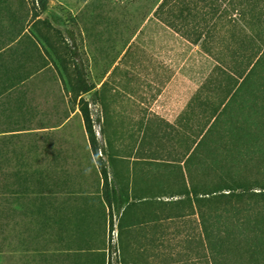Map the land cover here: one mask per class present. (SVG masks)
<instances>
[{"label": "rangeland", "instance_id": "rangeland-1", "mask_svg": "<svg viewBox=\"0 0 264 264\" xmlns=\"http://www.w3.org/2000/svg\"><path fill=\"white\" fill-rule=\"evenodd\" d=\"M161 1L47 0L39 12L35 0H0V44L18 40L26 48L16 53L29 54L35 108L23 116L22 132L0 137V264H214L215 214H206L203 228L193 202L179 200L187 182L184 153L203 134L228 83L218 79L209 90L214 96L183 116L215 62L182 35L208 21L216 39L227 37L231 4L188 0V7L172 6L176 32L156 16ZM74 65L92 88L80 96L72 89ZM80 99L88 104L109 179L114 173L127 178L130 167L137 173L130 197L146 202L131 201L125 218L108 204L110 189L102 188ZM217 155L209 144L192 161L199 181L214 180ZM16 172L41 185L22 195V207L10 190ZM56 220L67 223L65 234ZM250 220L258 232L249 230L246 238L249 244L258 240L255 264H264V216ZM222 251L225 264L252 263L226 246Z\"/></svg>", "mask_w": 264, "mask_h": 264}, {"label": "trees", "instance_id": "trees-1", "mask_svg": "<svg viewBox=\"0 0 264 264\" xmlns=\"http://www.w3.org/2000/svg\"><path fill=\"white\" fill-rule=\"evenodd\" d=\"M187 1L162 0L156 9V16L161 20L165 19L168 28L180 32L179 27L170 21L176 15L172 6L181 5V8H185L190 5V1ZM35 2L39 12L47 9V0ZM229 2L231 5L229 21L226 23L227 37L216 39V28L213 25L210 27L208 21L201 24L196 22L194 33L192 31L191 34L182 35L183 38H188L187 41L191 44L200 47L201 51L215 62L212 72L192 96L183 116H189L192 107L214 96L209 90L218 79L228 83V91L222 94L216 106L213 105L203 134L194 136L190 148L184 153L183 170L187 182L179 201L182 204L193 202L190 206L194 214H198L203 228L206 224V214H215L217 235L215 244L211 247L214 264H225L222 259V249L225 246L232 255L245 261L249 258L252 261L249 264H255L258 257V240L252 239V244H249L251 242L247 240L246 234L249 230L258 232L257 226L250 219L264 216V0ZM187 15L191 13L188 12ZM73 81L72 89L79 96L92 89L85 80L83 68L77 65H74ZM79 110L90 151L103 182L102 188L106 190L108 174L105 161L100 155V146L92 129L88 104L83 99L79 101ZM209 144L213 145L218 154L213 165L215 178L213 181L203 182L197 179V170L192 169V161L202 148ZM108 161H111V157H108ZM200 174L203 176L204 170L201 169ZM22 175L15 173L13 188H10L14 204L21 207L22 195L32 193L34 188L40 191L38 187L41 186L31 175ZM41 213L40 208L34 214ZM221 223L222 226L229 227L218 226ZM3 228L0 209V233ZM222 234L226 235V245Z\"/></svg>", "mask_w": 264, "mask_h": 264}, {"label": "crops", "instance_id": "crops-1", "mask_svg": "<svg viewBox=\"0 0 264 264\" xmlns=\"http://www.w3.org/2000/svg\"><path fill=\"white\" fill-rule=\"evenodd\" d=\"M21 49L24 51L26 48L22 47ZM21 49L18 40L10 42V44H0V137L7 136L10 133L22 132V130H18L17 128L18 126H24L23 124H25L26 121L23 120V116L26 115L27 111L31 112L35 110L32 104V90L28 87V83L32 77V72L27 71L26 64V58L29 54L23 53L17 57L16 52L21 51ZM20 57H23L22 60H24L22 64L18 61ZM2 142L3 138L1 139V143ZM107 162L109 163V167L113 168L114 160L111 158V161L107 160ZM107 174L108 189H110V199L108 202L118 213L122 211L121 215L123 218H125L129 212L127 210L128 207L131 206L132 208L134 206L131 205V201H135L139 204H144V202H146L141 201L145 200L142 198L130 197L128 186L130 183L133 184L135 179L134 174H137L131 167L127 173L128 177L123 180L115 173L113 174V179H109L108 169ZM59 221L56 220L54 223L55 225L57 223V229L61 234H65L67 223L62 220ZM73 225L74 231L78 230L79 223H74ZM133 262L134 261L126 260L125 264H136Z\"/></svg>", "mask_w": 264, "mask_h": 264}]
</instances>
